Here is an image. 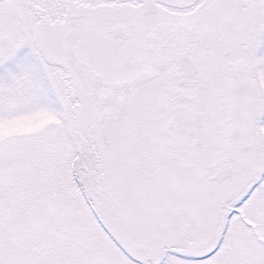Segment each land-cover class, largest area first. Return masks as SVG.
Returning <instances> with one entry per match:
<instances>
[{"label":"snow or ice","instance_id":"obj_1","mask_svg":"<svg viewBox=\"0 0 264 264\" xmlns=\"http://www.w3.org/2000/svg\"><path fill=\"white\" fill-rule=\"evenodd\" d=\"M0 264H264V0H0Z\"/></svg>","mask_w":264,"mask_h":264}]
</instances>
